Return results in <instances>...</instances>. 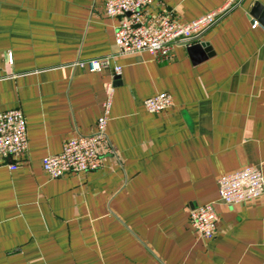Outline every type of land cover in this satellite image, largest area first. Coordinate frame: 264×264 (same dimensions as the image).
I'll list each match as a JSON object with an SVG mask.
<instances>
[{
    "label": "crops",
    "instance_id": "0c3cea01",
    "mask_svg": "<svg viewBox=\"0 0 264 264\" xmlns=\"http://www.w3.org/2000/svg\"><path fill=\"white\" fill-rule=\"evenodd\" d=\"M228 0H155L183 23ZM256 1L234 0L195 42L163 58L149 50L113 57L102 70L79 57L116 52L120 17L106 0H0V109L20 107L28 148L11 168L0 157V264H264V194L219 197L221 175L264 170V24ZM260 24L253 26L255 20ZM122 71L114 74L113 65ZM114 82L102 164L51 176L43 157L96 130ZM173 103L149 111L159 91ZM212 202L213 237L190 220Z\"/></svg>",
    "mask_w": 264,
    "mask_h": 264
},
{
    "label": "built area",
    "instance_id": "2783aa9c",
    "mask_svg": "<svg viewBox=\"0 0 264 264\" xmlns=\"http://www.w3.org/2000/svg\"><path fill=\"white\" fill-rule=\"evenodd\" d=\"M155 0H106L105 11L109 16L120 17L115 30L116 52L90 57H79L73 64L102 70L111 66L116 54L139 50H149L163 58L170 59L174 45L196 43L202 33L212 26L233 4L228 0L222 7L204 13L192 21L180 22L172 11H152ZM256 19L253 26H257ZM114 74L122 71L121 64L113 65ZM114 82L106 85L103 112L98 117L96 130L90 134H78L68 138L63 149L43 157V165L53 176H61L70 171L96 169L102 164L101 146L109 142L107 131L113 96ZM173 94L159 91L148 96L144 103L149 111L157 112L173 103ZM28 148L26 115L20 107L0 109V157L8 159L9 166H17L15 160ZM219 197L225 203H236L264 194V170L259 165H249L242 169L223 174L218 179ZM190 220L203 236L213 237L218 228V213L212 202L191 205Z\"/></svg>",
    "mask_w": 264,
    "mask_h": 264
},
{
    "label": "water",
    "instance_id": "95a60500",
    "mask_svg": "<svg viewBox=\"0 0 264 264\" xmlns=\"http://www.w3.org/2000/svg\"><path fill=\"white\" fill-rule=\"evenodd\" d=\"M253 17L259 18V20L264 24V5L256 1L251 9L250 13ZM188 49L193 55L194 59L205 58L212 53L211 46L208 45L206 41H199L188 46Z\"/></svg>",
    "mask_w": 264,
    "mask_h": 264
}]
</instances>
